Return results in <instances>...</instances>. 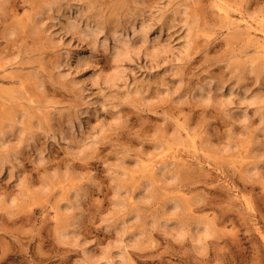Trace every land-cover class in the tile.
Here are the masks:
<instances>
[{
	"label": "rangeland",
	"instance_id": "374dc122",
	"mask_svg": "<svg viewBox=\"0 0 264 264\" xmlns=\"http://www.w3.org/2000/svg\"><path fill=\"white\" fill-rule=\"evenodd\" d=\"M0 264H264V0H0Z\"/></svg>",
	"mask_w": 264,
	"mask_h": 264
},
{
	"label": "bare ground",
	"instance_id": "6f19581e",
	"mask_svg": "<svg viewBox=\"0 0 264 264\" xmlns=\"http://www.w3.org/2000/svg\"><path fill=\"white\" fill-rule=\"evenodd\" d=\"M141 28V33L142 34H145V31H146V29L144 28V27H140ZM126 42V41H125ZM127 45V44H126Z\"/></svg>",
	"mask_w": 264,
	"mask_h": 264
}]
</instances>
